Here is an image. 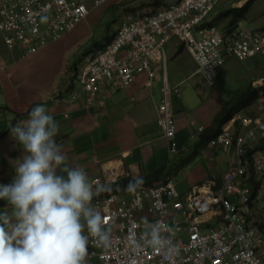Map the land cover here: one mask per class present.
<instances>
[{"label": "clouds", "instance_id": "9594fccd", "mask_svg": "<svg viewBox=\"0 0 264 264\" xmlns=\"http://www.w3.org/2000/svg\"><path fill=\"white\" fill-rule=\"evenodd\" d=\"M1 1H3L0 4L1 39L7 49L17 51L19 61H26L49 45L62 41L77 24L87 19L92 11L100 9L110 2V0H106L98 5H94L90 0H87L86 15L73 27H69V17L67 14L58 10L53 14V3L51 0H46V3L50 5V15L53 14L57 18L58 25L51 27L46 22L40 20V30L37 34L33 35L28 26H26L23 33H19L15 28L11 5L15 4L19 7V0ZM163 1L165 0H154V5H157V8L151 12L123 9L118 24L116 19L112 17V27L110 28L109 37L104 42H95L93 49L89 53H85L76 63L63 72L66 74L65 82H63L65 89L64 91L55 93L52 100L55 102H73L78 100L80 96H84L85 110L96 116H101V111L106 108L108 99L118 91L129 88L137 79L126 88H116L108 90V92H100L89 102L88 95L78 77L79 66L91 56H95L100 50H104L112 42L116 37L119 26L126 19L127 15L154 14L163 7L174 6L182 2V0H169V4L160 6ZM249 1L240 0L228 9L241 8ZM139 5L147 6L150 3L147 1L145 3L139 2ZM214 10L203 22L201 28H214L218 34L226 32L229 28L241 23L253 31H264V26L258 28L247 23V15L249 13L245 18L232 22L230 17L220 18V14L226 10L222 12ZM217 20L220 21L219 30L215 26ZM174 38L176 37L172 39ZM169 42L164 45L166 63L164 64L162 61L160 63H151L152 78L147 73L142 74L148 77L146 86L151 87L152 81L156 78L155 66L159 64L164 68L165 79L161 88L162 99L157 106L155 125L160 128L163 138L168 141L172 154L184 151V154L187 155L189 153H187V148L189 146L193 148L190 155L184 159L181 158L178 165L164 166L151 173L132 178L128 176L123 165L113 167L110 163L103 162L102 175L91 181L84 168L69 165L64 145L58 143L56 140L60 131V125L50 114L49 109L43 105H35L20 112L9 107L0 106V140L5 136H9L12 141L19 143L24 152L14 168L15 176L11 183L0 184V201L6 203V207L0 209V264H100L99 255L104 254L106 250L93 247L91 240L95 239L98 243H102L105 248L109 247L111 243L110 227L125 220L123 213L134 214L135 221L139 223V228L141 225L145 226L141 232L143 242L151 245L157 251H173L174 246L162 232L161 226L155 225L146 212L149 207H154V203L157 200H162L164 197L162 195L159 197L157 192L160 190V192L164 193L163 188H169V186L175 189L177 196L170 201L168 221L171 226H174V222H178L182 228L189 231L187 234L185 231H181L178 234L181 239L187 241L191 234L192 225L196 224L200 226L199 233L206 235L210 229H216L220 224H223L224 207L217 206L214 210L200 212L196 207L193 209V200L200 197L202 193L205 194L209 188L222 189L223 178L227 172L228 165L236 156L241 158L240 164L246 170V178L243 179L241 184L236 185V187L238 189L245 186L249 189L248 209H250V213L245 216V227L247 230L253 232L259 249L264 250V224L261 222L264 219V207L260 204L264 199V170L259 171L254 166L256 157L264 151V140L259 135L249 138L243 144L241 154H238L236 147L237 137L242 134L244 135L249 129L244 124L247 119H251L252 121L264 120V118L254 119L250 115L244 114L246 109L259 101H261L264 108V96L259 98L250 107L242 108L228 122L219 126L217 134H211V131L216 128L214 120H216L227 105L235 100L232 97L220 112L215 115L213 119L214 127L205 129L204 125L193 123L189 142L186 140L184 144H180L177 138L178 123L176 111L172 104V97L176 95L180 98L182 94L180 85L172 87L166 80L168 57L165 47ZM180 44L182 45L180 51L183 49L188 51L196 63L197 74L201 75L209 86L215 85L219 79L220 69L228 61L236 59L244 62L252 58L257 59L259 56H264V54L258 53L245 60H240L235 55L228 56L224 64L219 68L215 79L209 81L199 71V66L194 56L184 44L181 42ZM37 64V62H33L32 65L27 66ZM142 74H139L137 78ZM165 85L170 89V93L167 96L163 92ZM260 87H264V77L251 83L242 92L236 94L241 99L248 91V88ZM130 101L135 102V98L131 97ZM165 102L168 103L171 110V115L167 117L163 115L160 109ZM262 114L264 115L263 111ZM161 120L163 124L160 123ZM237 122L240 125H237ZM170 125L174 127L172 134H169L167 130V126L169 127ZM226 132L232 133L234 136L233 145L227 149L223 147L218 148L215 142ZM205 133L209 135L204 142V146H200ZM187 143H190V145ZM199 153L202 154L203 159L207 160V162L216 153L225 155L226 169L221 177L211 173L204 182L197 184L190 191H180L179 185L183 184V178L177 176L176 173L179 172L178 169L182 166L186 167L193 162ZM1 156L2 153L0 151V159ZM170 172L173 175H170ZM124 180H131L127 185V189L109 195L103 193L112 191L110 186L117 185ZM178 180L182 183L178 184ZM226 192L223 189V195L231 203L241 208L239 193L228 195ZM179 202L181 203V208L176 209L174 205ZM91 251L97 253L93 258H89L88 256Z\"/></svg>", "mask_w": 264, "mask_h": 264}, {"label": "built area", "instance_id": "2783aa9c", "mask_svg": "<svg viewBox=\"0 0 264 264\" xmlns=\"http://www.w3.org/2000/svg\"><path fill=\"white\" fill-rule=\"evenodd\" d=\"M90 1L98 5L106 0ZM218 1L182 0L181 3L163 7L154 14L127 15L112 42L79 66L78 77L88 95V101L91 102L100 92L130 86L139 74L147 73L152 78L151 63H166L164 45L173 37L186 46L194 56L199 71L209 81L215 79L228 56L235 55L240 60H245L258 53L264 54V31H253L241 23L218 34L214 28H201ZM51 2L54 6L53 14L57 10L67 14L69 27H73L87 13V0ZM2 3L0 0V4ZM49 7L46 0H19V7L12 4V19L16 30L23 33L28 26L35 35L40 30V20L51 27L57 26V18L53 14L50 15ZM163 92L166 96L170 93L167 85L164 86ZM160 109L164 116L171 115L167 102ZM160 123L163 124L162 120ZM244 124L249 129L244 135L237 137L238 154H241L242 146L249 138L259 135L264 140V120L247 119ZM173 129V125L167 126L169 134H172ZM234 140L232 133L226 132L215 144L218 148L227 149L233 145ZM240 163L239 156L229 163L222 189L209 188L205 194L202 193L193 200V209L196 207L200 212L214 210L217 206L224 207V222L218 228L210 229L208 234L203 235L199 233L200 226L192 225L191 234L187 241H184L178 234L181 231L187 234L189 231L182 228L178 222L171 226L168 221L170 201L177 193L172 186L163 188L164 193L158 189L159 197H164L157 200L154 207H149L146 212L155 225L161 226L174 250L157 251L143 242L141 232L145 226L141 225L139 228L134 214L123 213L125 220L110 227L109 247L105 248L102 243L91 240L93 247L106 250L104 254L99 255L100 264H264V250L259 249L253 232L245 227V216L250 213L249 189L245 186L238 189L236 187L246 178V170ZM254 166L259 171L264 170V151L256 157ZM223 189L228 195L239 193L241 208L223 195ZM174 207L181 208V203H176ZM96 255L97 253L91 251L88 256L93 258Z\"/></svg>", "mask_w": 264, "mask_h": 264}, {"label": "crops", "instance_id": "0c3cea01", "mask_svg": "<svg viewBox=\"0 0 264 264\" xmlns=\"http://www.w3.org/2000/svg\"><path fill=\"white\" fill-rule=\"evenodd\" d=\"M146 1L150 5H139V2ZM153 1L110 0L102 8L92 11L88 18L77 24L62 41L49 45L26 61H19L17 51L7 49L0 35V106L20 112L35 105H43L49 109L50 114L60 125L56 140L64 145L69 165L84 168L91 181L102 175L103 162H108L113 167L123 165L128 176L132 178L151 173L164 166L177 164V160L170 152L168 141L163 138L162 131L155 125L157 106L162 99L161 88L165 79L162 65L155 66L156 78L152 81L151 87L146 86L148 77L145 74L140 75L129 88L118 91L108 99L101 116L85 110L84 96L73 102L52 100L55 93L65 89L63 82L66 74L63 72L93 49L92 46L89 51L80 52L76 60L65 57L67 52L75 51L84 38L86 40L89 38L90 30L94 27V20L90 18H101L110 14L118 24L123 9L151 12L157 8ZM169 3V0H165L160 6ZM172 40L168 51L174 60L188 51L186 49L180 51L182 47L180 41L176 38ZM190 57L193 62L190 71H174L170 77L169 68L167 69L166 80L170 86L180 85L181 89L182 86L187 88L192 86L191 80H195L199 74L194 59L191 55ZM259 57L257 59L264 69V56L263 59ZM33 62L38 64L27 66L32 65ZM158 69L163 71L157 72ZM263 77L260 75L253 82ZM203 81L206 82L204 78ZM196 84L198 86L197 81ZM198 94L201 100L197 106L189 105L192 97L188 99L187 105L183 101V96L172 97L178 123L177 138L180 144H184L186 140L189 142L193 123L204 125L205 129L214 127L215 115L234 95L231 85L224 84L221 79L211 86L208 94L200 90ZM131 97L135 98V102L130 101ZM261 111L264 112V108L259 101L246 109L244 114L254 119L264 118L259 114ZM237 125L240 123L237 122ZM192 149V146H189L187 153ZM0 151L2 153L0 184H8L13 180L14 168L24 152L19 143L12 141L9 136L1 138ZM225 169V155L216 153L207 162L199 153L188 166L178 169L176 175L183 178V184L179 185L180 191H190L197 184L204 182L211 173L221 177ZM170 175L173 173L170 172ZM179 183L182 182L178 180ZM4 207L6 203L0 201V209ZM261 222L264 224V219Z\"/></svg>", "mask_w": 264, "mask_h": 264}, {"label": "rangeland", "instance_id": "374dc122", "mask_svg": "<svg viewBox=\"0 0 264 264\" xmlns=\"http://www.w3.org/2000/svg\"><path fill=\"white\" fill-rule=\"evenodd\" d=\"M238 1L240 0H220L214 11L222 12L231 7L232 4L237 3ZM90 19L94 20V27L90 30L89 38L87 40L86 38H84L81 44L75 49V51L71 50L67 52L65 54L66 58L77 59L80 56V52L89 51V48L94 46L95 42H104L106 38L109 37L110 28L112 27L111 15H105L101 18L92 17ZM247 23L258 28L264 26V0H260L253 5L249 14L247 15ZM215 26L218 28V30L220 29L219 20L215 22ZM172 41L173 40H171L165 48L168 57V68L170 77L172 76V73L174 71H190V68L193 67V62L188 52H185L178 59L172 60L173 57L170 56V53L168 51V47ZM259 58L263 59L262 57ZM159 71L163 70L158 69L157 72ZM258 74L264 76V69L262 68V63H260L258 59L252 58L244 62L232 59L220 69L218 81L221 79L224 84L226 83V85H231V90L233 91V97L235 99L231 103H235L241 100L239 99L236 93L242 92L247 87V85L249 86L254 80H256V77L260 76ZM196 81L199 87L197 86ZM191 83L192 86L190 88L182 86L181 94L183 96V101L186 103V105L188 103V99L192 97L193 99L191 101V104H188L190 106H197L201 100L198 94L199 90L208 94L211 86H209L206 82L203 81L201 75L196 76L195 80H191ZM236 88L241 89L236 90ZM254 111H256V109H254ZM259 114L263 115L262 111ZM187 144L190 145V143ZM190 152L187 155L184 154V151H180L177 154H173L174 157L177 159V165L180 164L181 158L184 159L188 157L190 155ZM260 204L264 207V199L260 202Z\"/></svg>", "mask_w": 264, "mask_h": 264}, {"label": "trees", "instance_id": "16d2710c", "mask_svg": "<svg viewBox=\"0 0 264 264\" xmlns=\"http://www.w3.org/2000/svg\"><path fill=\"white\" fill-rule=\"evenodd\" d=\"M259 0H250L241 8H230L226 10L224 13L220 14V18L223 17H230L231 21L234 22L237 19L245 18V16L249 13L250 9L253 5L258 2ZM245 95V96H244ZM239 102L231 103L227 105L221 113L218 115L215 123V129L211 131V134H217L219 126L225 124L233 117L234 114L238 113L242 108L250 107L254 102H256L259 98L264 96V87L260 88H248V91L244 94ZM208 133H205L200 146H204V142L208 137ZM131 180H124L119 182L117 185L110 186L112 191L110 192H103L104 194H114L118 193L122 190L127 189V185ZM144 181V180H143Z\"/></svg>", "mask_w": 264, "mask_h": 264}]
</instances>
